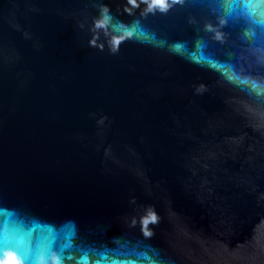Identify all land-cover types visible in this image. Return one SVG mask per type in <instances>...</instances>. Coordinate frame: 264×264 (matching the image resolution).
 <instances>
[{
    "label": "water",
    "instance_id": "95a60500",
    "mask_svg": "<svg viewBox=\"0 0 264 264\" xmlns=\"http://www.w3.org/2000/svg\"><path fill=\"white\" fill-rule=\"evenodd\" d=\"M254 85L264 0H0V264H264Z\"/></svg>",
    "mask_w": 264,
    "mask_h": 264
},
{
    "label": "snow or ice",
    "instance_id": "6c2138e0",
    "mask_svg": "<svg viewBox=\"0 0 264 264\" xmlns=\"http://www.w3.org/2000/svg\"><path fill=\"white\" fill-rule=\"evenodd\" d=\"M153 219H155L153 217ZM74 239V236L73 237H70L68 239V242L65 243V244H62L60 245L59 247V253H60V261H61V264H63V261L64 260H70L71 257L70 256H65L64 255V252L67 248H69L71 246V240ZM7 244V241H4V240H0V249H2L3 247H5ZM55 247V237L52 238V240L50 241L49 243V246L46 250V256L50 258L51 256V252L53 250V248ZM25 259H28L27 256H25ZM80 264H88V255L87 253L85 252L82 256H81V261H80ZM97 264H100V262L98 261Z\"/></svg>",
    "mask_w": 264,
    "mask_h": 264
},
{
    "label": "clouds",
    "instance_id": "9594fccd",
    "mask_svg": "<svg viewBox=\"0 0 264 264\" xmlns=\"http://www.w3.org/2000/svg\"><path fill=\"white\" fill-rule=\"evenodd\" d=\"M155 2L157 4H163L164 0H155ZM254 88H257V89H264V86H261V85H254L253 86ZM257 94H261L260 91L257 92ZM11 264H19V262L15 259V257H12L11 258Z\"/></svg>",
    "mask_w": 264,
    "mask_h": 264
}]
</instances>
